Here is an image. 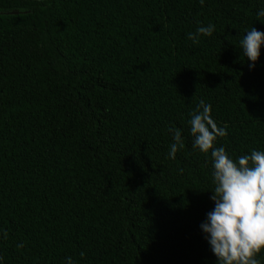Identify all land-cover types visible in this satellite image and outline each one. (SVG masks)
Segmentation results:
<instances>
[{"label": "trees", "instance_id": "1", "mask_svg": "<svg viewBox=\"0 0 264 264\" xmlns=\"http://www.w3.org/2000/svg\"><path fill=\"white\" fill-rule=\"evenodd\" d=\"M260 7L0 0L3 264H216L199 227L211 156L192 148L189 114L211 105L226 133L213 147L233 160L264 151V46L249 69L239 45L264 32ZM169 128L184 142L175 160Z\"/></svg>", "mask_w": 264, "mask_h": 264}, {"label": "clouds", "instance_id": "2", "mask_svg": "<svg viewBox=\"0 0 264 264\" xmlns=\"http://www.w3.org/2000/svg\"><path fill=\"white\" fill-rule=\"evenodd\" d=\"M256 14L264 16V7L258 8ZM214 29L212 23L200 25L187 36L195 42L201 35L211 36ZM239 45L249 61V69L254 68L264 46V32L252 26ZM210 112L211 105L200 100L188 120L192 148L210 154L212 163L214 188L209 198L214 207L206 213L199 227L217 258L216 264H260L256 257L264 248V151L253 149L250 154L233 160L223 147H213L217 137L226 133L223 127L217 126ZM169 132L173 142L167 157L175 160L184 142L180 129L169 128ZM0 264H3V257H0ZM66 264H72L71 258H66Z\"/></svg>", "mask_w": 264, "mask_h": 264}, {"label": "water", "instance_id": "3", "mask_svg": "<svg viewBox=\"0 0 264 264\" xmlns=\"http://www.w3.org/2000/svg\"><path fill=\"white\" fill-rule=\"evenodd\" d=\"M12 12L17 13L18 11L14 10V11H12Z\"/></svg>", "mask_w": 264, "mask_h": 264}]
</instances>
